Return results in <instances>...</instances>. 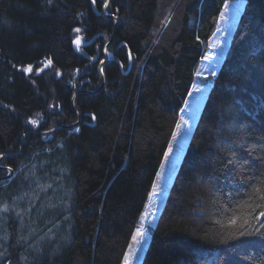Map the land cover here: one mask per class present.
<instances>
[{
    "label": "trees",
    "instance_id": "1",
    "mask_svg": "<svg viewBox=\"0 0 264 264\" xmlns=\"http://www.w3.org/2000/svg\"><path fill=\"white\" fill-rule=\"evenodd\" d=\"M227 1L109 0L132 70L107 64L104 86L74 98L78 124L43 138L76 120L70 101L86 77L77 69L90 73L84 87L100 84L72 40L107 37L105 0H0V154L18 150L32 121L40 132L0 160L13 170L0 180V207L29 194L21 167L69 200L65 213L52 210L54 239L41 237L44 225L23 242L24 225L10 221L0 264H121ZM244 1L139 264H264V0ZM48 60L42 72L24 69Z\"/></svg>",
    "mask_w": 264,
    "mask_h": 264
},
{
    "label": "rangeland",
    "instance_id": "2",
    "mask_svg": "<svg viewBox=\"0 0 264 264\" xmlns=\"http://www.w3.org/2000/svg\"><path fill=\"white\" fill-rule=\"evenodd\" d=\"M244 4V0L227 1L219 14L216 31L209 40L208 48L205 50L204 56L195 70L196 80L192 85L190 94L179 110L178 118L173 131L175 136H172V141L170 140L166 149V153H168V155L166 156L164 154L161 164L156 172L155 179L150 189L151 191L148 194V198L138 220V225L134 229L121 264H125V261L127 264L140 263L149 238V229L152 225H154L155 218L161 208L163 197L165 196L167 187L173 177L174 169L179 162L181 152L185 149V143L195 125L204 97L209 86L212 84L213 75L216 73V70L223 59L229 43L230 35L234 30L236 20L243 10ZM75 37L76 36H74L73 39ZM45 64L40 67L42 68ZM29 66L32 68L30 73H38L37 68L33 69L31 65ZM29 66H25L24 69H28ZM47 68H51V65ZM75 80L76 79H74V81ZM178 125L179 127H177ZM45 126H47V124ZM53 127L55 126L46 127V129L44 128L40 131ZM54 131L56 130L45 132L44 134L43 132L41 133L43 138H49L53 135ZM47 171L49 170L43 165L42 176H44V173ZM51 173H54V171H51ZM56 173L57 172L53 175ZM16 174H19L25 182H28V188L30 191L29 194L23 193L21 197L12 201L11 206L3 205L0 207V262L7 255L6 226L10 221L17 223L18 226L24 225L21 231V239L23 242L30 241L32 236L39 235L44 225L50 226V228L43 234L46 236L41 237H46L43 238L45 240H51L55 238L54 227L57 225L53 224L54 219L51 215L52 210L54 215L56 212H60L59 215H61L66 212V209L69 206L67 195L64 196L65 193L61 192L59 184L41 183V181L37 178V169L21 167L15 175ZM60 174L61 173H59L56 177L57 181L60 180ZM30 187L35 188L32 190ZM63 216L62 220L66 221L69 226L66 227V229L69 231L70 225L67 222L69 216H65V214ZM39 220H41V224H39Z\"/></svg>",
    "mask_w": 264,
    "mask_h": 264
},
{
    "label": "flooded vegetation",
    "instance_id": "3",
    "mask_svg": "<svg viewBox=\"0 0 264 264\" xmlns=\"http://www.w3.org/2000/svg\"><path fill=\"white\" fill-rule=\"evenodd\" d=\"M109 4V2H108ZM114 9H112L111 11L107 12L109 14H114L112 13ZM115 15V14H114ZM110 21L109 23H107V27H106V32H108V35L107 37H105L103 35V33H101L100 35V32L98 33H94L92 35H86L84 33H79L75 38H78L81 43V45H78V48L81 47L82 50L86 51L90 56L92 57H96L95 60H92V59H87L85 58L81 53H79L82 57L85 58L86 62L84 65L87 66V68L91 65L94 64V66H96V69H97V73L100 77V73L98 71V64L99 62L105 58V53H104V49H105V45L107 44L106 46V57H108V60L106 63H104L102 65V72H103V75H104V69L106 67L107 64L109 63H113L115 62L120 70V73L121 74H126L128 71L132 70V67H133V64H134V61H133V56L130 52V50L128 49L127 46H124L123 42H119L118 39L116 38V35L114 33V35L111 37V34H112V30H113V24H114V19L111 17L109 18ZM93 37L92 40H90L91 38ZM104 38L105 39V42L104 43H101V40H103ZM90 40V41H89ZM87 41H89V43H87ZM80 49V48H79ZM78 53V52H77ZM43 65V64H42ZM125 65V67H124ZM48 66H46L44 69H46ZM41 67H38L37 70L38 72H42L44 69H42L41 71H39ZM32 69V68H31ZM32 71V70H31ZM30 71V72H31ZM82 70L81 69H77V80L81 77L82 74H86L81 82H80V86L81 88H86L88 89L87 87H84L87 85L88 82V78L90 76V73L89 71L87 70H84V72H81ZM29 72V73H30ZM101 79V77H100ZM101 82V80L99 81V83ZM78 83V82H77ZM76 82L72 83L74 86L77 84ZM106 83V78H105V75H104V84ZM103 84V86H104ZM98 87V86H97ZM96 87V88H97ZM80 89V87H78ZM95 88V89H96ZM94 90V89H93ZM84 93V92H82ZM39 127V124L36 122L34 124V128L36 130V128ZM43 137V136H42Z\"/></svg>",
    "mask_w": 264,
    "mask_h": 264
},
{
    "label": "water",
    "instance_id": "4",
    "mask_svg": "<svg viewBox=\"0 0 264 264\" xmlns=\"http://www.w3.org/2000/svg\"><path fill=\"white\" fill-rule=\"evenodd\" d=\"M106 2H107V4H108L109 0H105V3H106ZM105 3H104V5H105ZM104 5H103V7H102V13H103L107 18H111V17H112V18L114 19V25H113V30H112V34H111V37H112V36L114 35V33H115V29H116V26H117V24H118V22H119V19H118V17H117L116 15L107 13V12H106V8H107V7H105ZM100 35H101V33H100ZM92 39H93V37H92L90 40H92ZM77 40H79V39H78V38H74V39L72 40V46H73V48L75 49V51L81 53V54H82L85 58H87V59L95 60V57H92V56H90L86 51L77 48L78 45H81V43H82V42H80V41H79V43H76ZM90 40H89V41H90ZM89 41H87V43H89ZM106 46H107V44L105 45V49H104L105 58H103V60H101V61L99 62V64H98V66H97L98 71H99V73H100L101 82H100V84L98 85V87L96 88V90H94V91H88L87 89H77V90H75L74 93L72 94V97H71V101H70V103H71V106H72V108H73V111H74V113H75V115H76V117H77L76 121H74V122H72V123H70V124H65V125L55 126V127H53V128H50V129H47V130H43V131H40V132H43V134H44L45 132H51V131H53V130H57V129H59V128H71V127H73V126H75V125L78 124V122H79L80 119H81V116H80V114L77 112V110H76L75 107H74V98H75V96H76L77 94H79L80 92L96 93V92H98V91L102 88L103 83H104V75H103V72H102V65H103L104 63H106L107 60H108V57H106ZM50 65H51V61L48 60V62L45 64V66H43L42 68H40L39 71H41L42 69H44L46 66H50ZM31 70H32V69H31ZM26 72L29 73L30 71H26ZM86 115L89 116V117L92 119L90 125H94V119H93V116H94V115H93L92 113H86ZM40 132H39L38 130H28V131L24 132V133L22 134V136H21L20 144H19V148H18V150H17L16 152H14V153H10V154H9V153H3V154H0V160H1L2 158H4V157H13V156H16V155L21 151V149H22L23 141H24V137H25L27 134H30V133H40ZM0 170L3 171V172H6L4 175H0V180H3V179H5V178H9V177H11L12 174H13V170H12V168L9 167V166L0 165Z\"/></svg>",
    "mask_w": 264,
    "mask_h": 264
},
{
    "label": "snow or ice",
    "instance_id": "5",
    "mask_svg": "<svg viewBox=\"0 0 264 264\" xmlns=\"http://www.w3.org/2000/svg\"><path fill=\"white\" fill-rule=\"evenodd\" d=\"M93 2H95V0H93ZM105 7H107L108 6V4H107V2L105 3V5H104ZM76 31H79V29H77ZM76 43H79V40H77L76 41ZM25 71H31V67L29 66V68L28 69H25ZM93 119H95V117L93 116ZM33 123H35L34 121H32ZM177 127H179V125L177 126ZM173 135L175 136V133H173ZM165 155L167 156L168 155V153H165ZM261 215H264V213H261ZM138 235H139V233H138ZM125 264H127V262L125 261Z\"/></svg>",
    "mask_w": 264,
    "mask_h": 264
},
{
    "label": "bare ground",
    "instance_id": "6",
    "mask_svg": "<svg viewBox=\"0 0 264 264\" xmlns=\"http://www.w3.org/2000/svg\"><path fill=\"white\" fill-rule=\"evenodd\" d=\"M78 48V47H77ZM80 49H82L81 47H79ZM78 48V49H79ZM79 53V52H78ZM95 59H96V57H95ZM103 60V59H102ZM104 84V83H103ZM103 87V86H102ZM80 89H86V88H80ZM77 90V89H76ZM88 91H94V90H96V89H94V90H89V89H87ZM80 93H82V92H80ZM84 93H87V92H84ZM97 93V92H96ZM89 94H95V93H89ZM88 113H90V112H88ZM32 130V129H31Z\"/></svg>",
    "mask_w": 264,
    "mask_h": 264
}]
</instances>
